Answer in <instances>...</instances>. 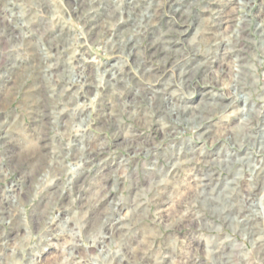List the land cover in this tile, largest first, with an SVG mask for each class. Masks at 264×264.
Masks as SVG:
<instances>
[{
	"label": "rangeland",
	"instance_id": "1",
	"mask_svg": "<svg viewBox=\"0 0 264 264\" xmlns=\"http://www.w3.org/2000/svg\"><path fill=\"white\" fill-rule=\"evenodd\" d=\"M0 264H264V0H0Z\"/></svg>",
	"mask_w": 264,
	"mask_h": 264
},
{
	"label": "bare ground",
	"instance_id": "2",
	"mask_svg": "<svg viewBox=\"0 0 264 264\" xmlns=\"http://www.w3.org/2000/svg\"><path fill=\"white\" fill-rule=\"evenodd\" d=\"M122 39V38H121ZM184 73V72H183ZM182 73V74H183ZM235 81H237V79H235ZM176 109H179V108H173L172 110H170V112L172 113V112H174L173 110H176Z\"/></svg>",
	"mask_w": 264,
	"mask_h": 264
}]
</instances>
